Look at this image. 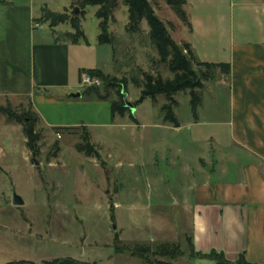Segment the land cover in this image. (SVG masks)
<instances>
[{"label": "rangeland", "instance_id": "obj_1", "mask_svg": "<svg viewBox=\"0 0 264 264\" xmlns=\"http://www.w3.org/2000/svg\"><path fill=\"white\" fill-rule=\"evenodd\" d=\"M0 1V39L6 31L5 17L10 6L31 7L42 23V29L35 30L36 33H48L51 29L60 34L74 32L69 23L53 27L51 21L42 20L44 9L71 13V0ZM186 1L190 27L163 0H151L157 17L166 25H173V38L179 44L191 41L198 62L226 63L232 30L228 15L230 0ZM215 8L220 10L214 12ZM97 10L96 6L85 8L81 18L85 38L73 44L72 66L78 65L83 71L97 67L110 76L126 79L123 92L132 105L140 98L141 87L135 81H143V72L158 73L165 79L171 78V73L158 62L146 21L142 22L140 33L127 31V7L121 3L108 24L114 45H100ZM239 17L242 16H234L236 35L242 24ZM215 72L205 82L201 104L195 111L189 91L172 98L176 101L173 112L182 124L181 132L168 130L170 124L163 123V107L169 103L164 95L157 96L155 101L146 98L137 107L132 105L131 112L124 117L116 115L113 119L110 100L117 98L115 92L108 91L109 100L99 99L94 90L86 92L95 89L105 94L100 78L97 85L81 86L83 90L68 94L56 89L42 90L41 94L36 91L37 96L42 95L55 106L60 122L57 127L90 124L91 140L99 157L78 152L79 136L75 133L57 134L54 127L48 128L40 120L37 124L42 136L37 144L40 153L34 156L27 146L23 125L3 113V109H8L17 115L28 112L35 115L32 104L25 98L0 99V264L22 260L42 264L67 257L96 264H143L139 257L121 249L148 245L155 250L162 244L178 245L183 253L177 258L151 256V260L192 264L187 240L193 230L192 215L181 205L188 175L181 161L175 159L174 164L165 161L161 150L165 144L188 146L185 138L190 129L186 125L198 117L214 122L216 103L218 117L226 115L228 91L212 82ZM76 93L81 96L74 98ZM130 115L141 126H136ZM211 129L202 126V134L209 135ZM55 142L59 144L56 153ZM191 146L201 152L200 145ZM15 192L23 205H13ZM197 261L212 264L208 260Z\"/></svg>", "mask_w": 264, "mask_h": 264}, {"label": "crops", "instance_id": "obj_2", "mask_svg": "<svg viewBox=\"0 0 264 264\" xmlns=\"http://www.w3.org/2000/svg\"><path fill=\"white\" fill-rule=\"evenodd\" d=\"M229 6L232 30L225 61L229 67L227 72L217 69L212 81L226 87L228 111L218 117L216 103L214 122L198 117L186 125L188 146L165 144L161 152L165 161H181L188 175L181 205L192 215L193 230L187 240L193 250L223 253L230 261L243 254L250 263L264 264V0H230ZM236 14L242 16L237 35ZM5 21L0 39V99L25 98L42 125L57 127L55 106L36 91L83 90L82 70L72 66L71 32L36 33L42 23L31 7H8ZM204 125L213 127L209 135L202 134ZM84 126L90 132V124ZM166 129L181 132L182 124ZM190 144L200 145L201 152Z\"/></svg>", "mask_w": 264, "mask_h": 264}, {"label": "trees", "instance_id": "obj_3", "mask_svg": "<svg viewBox=\"0 0 264 264\" xmlns=\"http://www.w3.org/2000/svg\"><path fill=\"white\" fill-rule=\"evenodd\" d=\"M178 17V19L184 24L190 27V21L185 9L187 4L186 0H163ZM1 2V1H0ZM4 3V2H3ZM120 3L127 7L128 23L127 31L135 34L141 32V24L146 21L148 27L149 40L156 50L159 64L165 65L168 71L171 73V78H163L161 74H152L143 72V81H135V83L141 87L140 98L132 105L138 106L146 98L153 101L157 96L164 95L169 101L165 104L163 111L165 112L164 122L179 127V121L177 120L173 112V104L176 103L172 98L179 92L189 91L191 96V105L193 111L196 110L201 104V91L205 87V82L210 75L213 76L214 70L227 72L229 65L226 63L211 64L206 62H198L191 49L189 43L179 44L172 36V24H165L161 19L155 17L156 13L153 8L151 0H71L72 12L67 13L66 10L63 13H54L46 9L43 10L42 20L51 21V26L55 27L59 24L69 23L74 29V32L69 34V38L73 44L79 42L80 39L85 38L82 30L81 18L84 16L85 8L88 6H96V18L99 20L100 33L98 35V43L100 45H114V38L109 33L108 24L112 19L114 12L119 8ZM78 8V11L75 9ZM195 62V66L193 63ZM206 71V73L204 72ZM81 77L84 74L98 77L104 84L105 94H101L95 89H87L86 92L94 90L97 92V96L101 100H109L107 97L108 91H114L117 98L110 100L111 115L114 119L116 115L124 117L127 113H130V107L125 102L126 93L123 92V88H126V79L120 80L115 76L105 74L99 69H91L80 72ZM3 113L11 121H15L18 124L23 125L24 133L27 138V146L34 156H38L40 151L38 142L41 140V132L37 131L38 117L31 112L24 114H14L8 109H3ZM132 121L136 123L135 117L130 115ZM57 134L66 132H73L79 136V143L76 145V150L80 153H84L87 156L99 157V151L97 147L92 143L91 135L88 128L84 125L80 127H54ZM59 150L58 142L53 144V151L56 153ZM116 243L118 237L115 236ZM189 253L192 264L197 260H208L212 264H255L246 260L245 256L241 254L235 261L228 260L223 253L212 251L207 254L195 252L192 247V242L188 239ZM121 251L131 252L133 256L139 257L143 264H172L164 261H153L151 256L170 257L177 258L183 253L182 248L178 245L162 244L158 245L155 250H151L150 246H134L125 247ZM6 264H35L31 261H15ZM42 264H96L80 262L74 258H59L51 261H43Z\"/></svg>", "mask_w": 264, "mask_h": 264}, {"label": "water", "instance_id": "obj_4", "mask_svg": "<svg viewBox=\"0 0 264 264\" xmlns=\"http://www.w3.org/2000/svg\"><path fill=\"white\" fill-rule=\"evenodd\" d=\"M77 10H78V8L75 9V11H77ZM155 17H157V15H155ZM80 96H81V93H76V94L73 95L74 98H77V97H80ZM125 102H126V104H127L128 107H131V106H132L131 103H129V102L127 101L126 98H125ZM34 163H35L36 165L39 164L38 161H37L36 159H34ZM12 202H13V205H15V206H19V205H23V204H24V201L22 200V198H21L20 196H18V195L16 194V192H15L14 195H13V200H12ZM114 227H115V226H114Z\"/></svg>", "mask_w": 264, "mask_h": 264}, {"label": "built area", "instance_id": "obj_5", "mask_svg": "<svg viewBox=\"0 0 264 264\" xmlns=\"http://www.w3.org/2000/svg\"><path fill=\"white\" fill-rule=\"evenodd\" d=\"M99 78H94L88 74L82 75L81 79V86H92V85H97V82Z\"/></svg>", "mask_w": 264, "mask_h": 264}]
</instances>
